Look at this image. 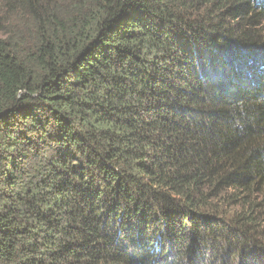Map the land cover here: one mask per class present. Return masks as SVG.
Returning <instances> with one entry per match:
<instances>
[{
	"label": "trees",
	"instance_id": "obj_1",
	"mask_svg": "<svg viewBox=\"0 0 264 264\" xmlns=\"http://www.w3.org/2000/svg\"><path fill=\"white\" fill-rule=\"evenodd\" d=\"M0 264H264V0H0Z\"/></svg>",
	"mask_w": 264,
	"mask_h": 264
}]
</instances>
